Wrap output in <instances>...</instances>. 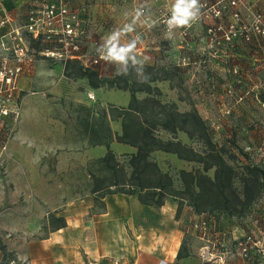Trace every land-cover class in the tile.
Masks as SVG:
<instances>
[{
	"label": "rangeland",
	"instance_id": "1",
	"mask_svg": "<svg viewBox=\"0 0 264 264\" xmlns=\"http://www.w3.org/2000/svg\"><path fill=\"white\" fill-rule=\"evenodd\" d=\"M152 1L156 5L163 4L164 11L177 7L179 3V0H163L158 4ZM200 2H219L217 6L224 13L214 20L210 10L198 8ZM230 7L226 0H197L190 9L192 15L186 18V23L170 22V30L167 31L160 23L157 6L151 5L150 25L102 28L98 40L93 39L96 29H90L87 25V37L81 42L80 51L89 57L100 52L106 55L102 65L93 70L84 69L83 62L80 64L75 60L74 64H68L61 53L58 57L46 56L42 51L45 53L46 48H53L56 43L46 42L32 47L30 40L24 36V43L29 45L22 66L15 53L6 48L11 43L4 42V46L0 45V71L20 64L21 72L10 85L3 84V73L0 74V107L3 104L9 106L5 116L10 120L7 122L4 118L3 122L4 116H0L1 137L4 135L0 145L14 135L13 128L16 122L23 120V116L49 117L56 122L64 121L70 128L85 124V134L81 133L80 136L86 138L83 142L87 141V145L99 138L105 141L107 132V156H114L120 168L117 174L121 182H126L130 175L128 157L133 153L132 143L140 138L143 119L149 117L155 107L162 103L180 112L195 108L204 120L212 141L235 169L237 175L234 184L239 188L243 172L256 167L264 171V34H258L251 28L253 15L264 13V0H247L242 5ZM122 10L125 11L119 10L118 13L125 15L127 21L133 9L123 3ZM233 11L238 12V20L232 17ZM24 21L25 18L18 17L11 23V28ZM214 22H220L224 29L234 24L235 30L231 28L234 39L211 48L206 42L205 31ZM115 31L123 38L116 40L113 37ZM241 32H244L242 35L251 34L249 36L252 38L245 39L240 35ZM113 49L124 50V58L113 56ZM89 94L93 95V102L87 100ZM98 117L102 118L101 128L93 123ZM104 121L107 122L106 129ZM122 122L124 130L121 128ZM116 126H120L121 136L129 141L124 149L110 144V132ZM88 128L91 133L87 131ZM156 134L162 139H178L200 153L205 150L200 140L189 138L181 131L169 134L158 129ZM74 144L79 146V140H74ZM69 146L66 147L68 150L77 149ZM62 149L65 147L61 146ZM150 156L161 171L171 176L178 190L182 188L178 174L180 169L203 172L200 163L179 159L175 154L156 150ZM98 163L102 166L104 178L100 185L108 184L110 177L104 173L106 166L98 160L95 165ZM2 167L0 179L5 175ZM205 173L212 176L213 170ZM123 186L126 188V185ZM110 191L118 192V188L110 186L100 193ZM182 210L190 214L186 237L195 239L199 247L201 241L191 226L194 211L186 200L179 211ZM220 215L228 218L219 223L225 229L238 226L247 232L254 228L253 220H257L255 225L262 229L264 188L257 202L245 215L239 218ZM49 219L50 214L43 219L38 236L47 231V223H50L49 228L58 224ZM230 242L225 241L227 244ZM11 259L21 264L15 254L5 247L4 237L0 235V264H7Z\"/></svg>",
	"mask_w": 264,
	"mask_h": 264
},
{
	"label": "crops",
	"instance_id": "2",
	"mask_svg": "<svg viewBox=\"0 0 264 264\" xmlns=\"http://www.w3.org/2000/svg\"><path fill=\"white\" fill-rule=\"evenodd\" d=\"M37 1L0 0V19L4 21L0 32L6 31L18 17L25 18L27 6ZM122 6L109 0L88 6L89 28L97 31L93 39L98 40L102 28H108L109 23L117 28L142 25L131 15L126 21L125 15L118 13L125 11ZM118 34L117 31L113 34L116 40L123 38ZM88 58L78 55V59L69 63L74 64L75 60L81 64ZM91 99L87 98L93 102ZM22 119L13 128L14 135L5 139L6 150L0 152V166L5 174L0 179V235L17 261L21 264H202L198 242L186 237L190 214L186 210L177 212L176 200L169 198L155 207L142 204L136 194L91 191L93 178H102V166L95 163L98 160L105 164L107 132L105 141L99 136L87 145V141L83 142L86 138L80 136L87 127L85 124L70 128L64 121L58 123L49 117L23 116ZM93 123L101 128L102 118ZM104 125L106 129V121ZM120 130V126L111 129L110 144L124 149L127 145L115 140ZM87 131L91 133L90 128ZM1 133L0 140L4 138ZM74 140H79V146H75ZM69 145L77 149L68 150ZM61 146L65 149L61 150ZM131 151H135L133 146ZM104 173H107L105 167ZM49 214L62 216L65 224L49 228L47 223V231L38 236L41 223ZM192 214L194 218L198 216Z\"/></svg>",
	"mask_w": 264,
	"mask_h": 264
},
{
	"label": "trees",
	"instance_id": "3",
	"mask_svg": "<svg viewBox=\"0 0 264 264\" xmlns=\"http://www.w3.org/2000/svg\"><path fill=\"white\" fill-rule=\"evenodd\" d=\"M35 44L37 46L39 41L30 40L32 47H36ZM142 123L140 138L132 143L135 151L128 157L130 175L126 182H121L117 174L119 163L113 155H108L105 166L110 180L108 184L98 186L97 182L102 184L104 178L94 177L92 192L113 186L114 189L118 188V192L136 194L142 204L159 207L165 200L172 198L178 200L179 212L182 202L186 200L195 214H223L236 218L249 212L257 202L264 188V171L257 167L248 169L240 176V187L235 186V169L212 141L204 120L195 108L180 112L162 103ZM121 128L124 130L123 122ZM158 129L169 134L184 132L189 138L200 140L205 150L200 153L178 139H162L156 134ZM115 140L123 144L129 143L121 134L115 135ZM156 150L175 154L182 160L198 162L202 165L203 172L180 169L178 174L182 188L178 190L174 187L171 176L161 171L151 158L150 154ZM210 169L213 170L212 176L205 173ZM49 220L58 222L57 226L65 224L62 216L50 214ZM183 249L178 253L179 257Z\"/></svg>",
	"mask_w": 264,
	"mask_h": 264
},
{
	"label": "built area",
	"instance_id": "4",
	"mask_svg": "<svg viewBox=\"0 0 264 264\" xmlns=\"http://www.w3.org/2000/svg\"><path fill=\"white\" fill-rule=\"evenodd\" d=\"M99 1L38 0L31 3L26 8L25 21L22 24L15 25L13 29L11 28L12 24H9L10 26L6 31L0 32V45L4 46L6 44L4 42H10L11 46L6 48L15 53L18 62L22 65L26 59V51L29 45L26 46L23 36L28 40L39 41L40 45L46 42L56 43V46L46 48L45 53L43 51L42 53L50 57H58L60 53L64 54L63 60H67L69 64V60L78 59V55H84L80 51V47L81 42L87 37L86 28L90 24L87 8ZM162 1L154 0L157 4L162 3ZM226 1L231 7H237L247 2V0ZM114 3L129 4L133 9L132 18H135L142 25L148 26L151 24V5L157 6L160 23H163L162 25L165 26L167 31L170 30V26H168L170 22L177 23L175 19L177 15L176 7L164 11L163 4L156 5L152 0H115ZM218 3L200 2L197 6L199 9L210 10L214 20H218L217 18H220L224 13L217 6ZM231 14L233 18L239 19L237 11H233ZM3 24L4 21L0 19V26H3ZM107 26L112 29L114 24L109 23ZM229 27V29H224L220 22H214L207 27L205 37L211 48L227 40L234 39L231 28L235 30V26L230 24ZM251 28L258 34H264V13L258 12L253 15ZM243 33L241 32L240 35ZM249 35L244 34L242 36L248 40L252 38ZM105 58L104 52H100L96 56H90L87 60L88 64L83 62L84 69L93 70ZM20 64L15 67H8L4 72L0 71V74L3 73L1 79L4 85L13 83V79L21 72ZM88 97L93 98V95L89 94ZM7 100L9 101V99ZM7 107L9 106L7 105ZM7 107L6 104L0 107V116H4L3 122L4 118H8L5 116L8 114ZM4 150H6V141H3L0 145V152L2 153ZM222 220H228V218L221 215L204 214L200 218L193 219L191 226L196 230L197 237L201 241L198 255L202 264H264V226L261 229V227L255 225L257 220H253L254 228L245 232V229L238 226H233L230 229L221 227L219 223ZM229 240H231L229 244L225 243ZM7 264H16V261L11 259Z\"/></svg>",
	"mask_w": 264,
	"mask_h": 264
},
{
	"label": "clouds",
	"instance_id": "5",
	"mask_svg": "<svg viewBox=\"0 0 264 264\" xmlns=\"http://www.w3.org/2000/svg\"><path fill=\"white\" fill-rule=\"evenodd\" d=\"M197 3V0H187V2H185V0H179V3L177 4L176 7V22L179 24H184L186 23V18L189 17L190 15H192V13L190 12V9L192 7H194ZM124 50H116L113 49L112 50V55L116 56L118 59H123V53Z\"/></svg>",
	"mask_w": 264,
	"mask_h": 264
}]
</instances>
